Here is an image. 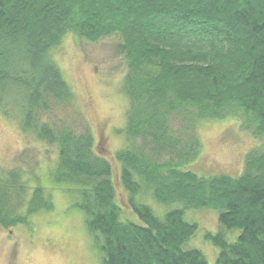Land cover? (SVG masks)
Wrapping results in <instances>:
<instances>
[{
  "label": "trees",
  "instance_id": "trees-1",
  "mask_svg": "<svg viewBox=\"0 0 264 264\" xmlns=\"http://www.w3.org/2000/svg\"><path fill=\"white\" fill-rule=\"evenodd\" d=\"M67 34L113 37L126 61L127 144L114 158L133 219L121 217L112 166L52 56ZM0 112L57 147L50 179L77 193L101 264H207L186 247L198 226L184 214L197 208L217 214L218 231L203 234L218 248L215 264H264V143L244 155L238 176L188 168L205 119H239L264 138V0H0ZM22 172L0 171L3 228L52 208Z\"/></svg>",
  "mask_w": 264,
  "mask_h": 264
},
{
  "label": "rangeland",
  "instance_id": "rangeland-1",
  "mask_svg": "<svg viewBox=\"0 0 264 264\" xmlns=\"http://www.w3.org/2000/svg\"><path fill=\"white\" fill-rule=\"evenodd\" d=\"M61 40L51 50L52 56L76 94L75 102L91 127L96 151L112 166L115 198L123 211L121 217L133 219L127 193L120 183L121 166L114 158V153L127 144L125 134L120 131L125 126L128 106L122 91L126 61L116 52L113 37L90 43L67 34ZM236 121L229 117L205 119L196 126L201 145L198 157L188 167L192 172L204 177L238 176L242 172L244 155L259 142L263 144L264 138L255 139L239 119ZM56 156L57 147L22 135L17 120L0 112V171L7 173L14 168L23 171L24 180L32 187L39 185L46 190L52 203L48 211H38L28 216L25 223L10 227L11 234L0 225V264H101L83 213L74 206L77 193L61 190L50 179ZM143 199L156 213L164 212L165 208L155 199L150 196ZM184 216L198 226L186 247L201 250L207 264H215L218 248L203 234L218 231L216 212L197 208L187 210ZM11 240H16V245H11Z\"/></svg>",
  "mask_w": 264,
  "mask_h": 264
},
{
  "label": "flooded vegetation",
  "instance_id": "flooded-vegetation-1",
  "mask_svg": "<svg viewBox=\"0 0 264 264\" xmlns=\"http://www.w3.org/2000/svg\"><path fill=\"white\" fill-rule=\"evenodd\" d=\"M2 227V226H1ZM8 228V232H9V234H11V228L10 227H6V228H3L4 230H6ZM8 238H10V237H8ZM10 243H11V245H16V240H11V241H9Z\"/></svg>",
  "mask_w": 264,
  "mask_h": 264
},
{
  "label": "bare ground",
  "instance_id": "bare-ground-1",
  "mask_svg": "<svg viewBox=\"0 0 264 264\" xmlns=\"http://www.w3.org/2000/svg\"><path fill=\"white\" fill-rule=\"evenodd\" d=\"M203 45V44H202ZM183 63V62H182ZM164 67V66H163ZM162 68V67H161ZM164 69V68H163ZM11 70V69H10ZM161 71V70H160ZM168 75V74H167ZM173 76V75H172ZM156 79V78H155ZM163 79V78H162ZM165 80H166V78H165ZM169 81V80H168ZM171 81V80H170ZM160 82H161V80H160ZM181 82V81H180ZM166 85V84H165ZM157 86V85H156ZM161 87V86H160ZM169 89V88H168ZM158 91V90H157ZM178 92V91H177ZM186 92V91H185Z\"/></svg>",
  "mask_w": 264,
  "mask_h": 264
}]
</instances>
